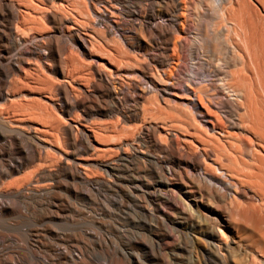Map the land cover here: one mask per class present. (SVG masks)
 Instances as JSON below:
<instances>
[{
  "label": "bare ground",
  "instance_id": "obj_1",
  "mask_svg": "<svg viewBox=\"0 0 264 264\" xmlns=\"http://www.w3.org/2000/svg\"><path fill=\"white\" fill-rule=\"evenodd\" d=\"M126 1L0 0V264H92L89 251L109 244L105 234L88 230L78 241L41 243L43 237L28 225L73 220L66 214L76 210L64 194L101 198L116 193L135 204L138 188L130 184L139 161L157 180L153 200L174 198L177 227L186 218L197 227L207 225L201 235L207 241L200 252L203 264H264V0H211L226 22L236 23L244 53L229 81L216 88L226 93L218 103L229 110L223 117L212 109L213 96L191 86L180 96L172 93L178 104L164 101L167 109L160 107L158 96L169 97L171 87V72L160 60L142 65L150 108L138 102L122 107L127 98L119 100L117 93L130 83L135 50L122 33L123 48L114 54L95 44L83 20H94L110 35L109 24L124 14ZM26 42L28 49L22 47ZM138 92L142 100L145 93ZM106 112L114 114L115 123H88L93 113ZM137 119L161 156H148L132 144V131L119 127ZM169 159L183 169L175 171ZM174 176L182 186V178L189 180L187 193L207 198L203 219L197 205L187 214L176 198ZM124 202H117L119 208ZM247 221L260 227L248 256L239 251ZM27 248L29 256L23 253ZM232 248L239 254L232 255Z\"/></svg>",
  "mask_w": 264,
  "mask_h": 264
},
{
  "label": "rangeland",
  "instance_id": "obj_2",
  "mask_svg": "<svg viewBox=\"0 0 264 264\" xmlns=\"http://www.w3.org/2000/svg\"><path fill=\"white\" fill-rule=\"evenodd\" d=\"M167 6L172 8L166 11ZM123 12L124 14L122 13L114 19L113 24H109L112 33L110 35L103 34V26L96 24L94 20L87 18L83 20V29L91 33L92 41L95 44L99 43L114 54L120 50V47L123 48V41L119 38L122 33L127 37L128 44L135 50L132 53L133 60L130 62L134 69L130 83L124 85L123 89L117 93V99L121 100L124 96L127 98L126 101H121L123 108H131L137 102L147 109L150 108L152 99V94L149 93L150 83L142 71V65H152L154 61L160 60L163 61V70L167 73L171 72L170 96L167 98L158 96L160 107H165L164 101H168L170 106L178 104L177 98L172 93L180 96L184 94L187 86H191L196 91L201 90L203 95L213 96L211 97L212 109L216 110L221 117L229 111L218 104L226 93H218L216 88L229 81L230 74L240 67L241 58L244 57L240 31L234 21L226 22L221 16L220 9L213 5L211 0H127ZM150 38H152V42H150ZM22 47L28 49L31 47V43L26 42ZM94 55L103 57L96 52ZM162 78L164 79L165 76ZM133 86L136 87L135 90ZM138 89L145 93L142 100L138 98ZM187 93L192 96L191 93ZM165 109L167 108L165 107ZM115 119L114 114L109 112L93 113L88 117V123L94 125L113 124ZM119 127L132 131V144L134 146L138 144L141 150L149 154L148 156H161L158 154V148L152 147L144 137L145 134L143 129H140L139 119L131 120L125 125L119 124ZM229 132L237 133L231 129ZM189 154L194 155L191 152ZM170 162L172 163L170 166L175 171L183 169V165L177 161L170 160ZM168 166L167 162L162 163L163 169ZM143 167H145L143 161L135 163L134 169L137 171L134 170V178L136 181L130 184L137 186L139 190L133 193L136 205L116 193H114L115 196L106 193L101 198H84L64 194L65 202L76 210L74 213L67 211L66 214L73 220L50 219L29 224L28 227L37 230L38 234L43 237L41 243L50 242L54 238L63 241H78V235L82 231L88 233L94 230L97 233L105 234L110 240L108 246L89 251V259L92 264H107L108 262L109 264H203L200 252L207 248V241L201 235L207 225L200 224L197 227L191 219L186 218L183 226L177 227L174 224V221L177 220L174 198L168 195L167 200L154 201L155 197L151 196V193L157 191L155 185L157 180ZM160 175L162 174L160 173ZM102 176L105 178L104 175ZM188 181L187 178L181 179L185 187L180 185L177 176L172 177V184L176 188V198L179 197L183 206L188 208L187 214L197 205L196 210L199 212L200 218L203 219L204 214L200 211L205 210L207 198L201 193H187L188 189L185 188L189 185ZM144 182H148L150 185H145ZM215 186L218 187V184ZM154 195L156 196V194ZM118 201H125L124 207L127 206V209L119 208ZM152 203L158 207V212H155ZM208 203L210 205L218 204L215 201ZM141 207L142 209L144 207L145 210L140 209ZM190 225H193L191 231H189ZM248 228L250 229L248 230ZM258 231H260V227H255L249 221L245 223V230L241 232L240 254L249 255L247 248L256 244L259 237ZM153 242L159 247L156 248ZM232 249V255L239 254L237 248ZM39 251H42L41 248ZM27 252L28 248L26 252H23L25 256H29Z\"/></svg>",
  "mask_w": 264,
  "mask_h": 264
}]
</instances>
